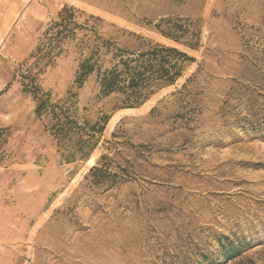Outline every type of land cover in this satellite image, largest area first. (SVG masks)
I'll use <instances>...</instances> for the list:
<instances>
[{
  "label": "rangeland",
  "instance_id": "rangeland-1",
  "mask_svg": "<svg viewBox=\"0 0 264 264\" xmlns=\"http://www.w3.org/2000/svg\"><path fill=\"white\" fill-rule=\"evenodd\" d=\"M65 6L194 61L114 109L93 77L76 86L82 31L44 57ZM167 19L198 46L156 33ZM24 76L111 115L92 163L62 160ZM0 264H264V0H0Z\"/></svg>",
  "mask_w": 264,
  "mask_h": 264
},
{
  "label": "trees",
  "instance_id": "trees-1",
  "mask_svg": "<svg viewBox=\"0 0 264 264\" xmlns=\"http://www.w3.org/2000/svg\"><path fill=\"white\" fill-rule=\"evenodd\" d=\"M76 8L65 6L59 19L52 23L49 33L55 30L48 42L44 57L52 58L54 48H60L66 39H77L80 54L76 86L81 88L93 77L98 97L116 96L114 109H132L144 105L157 92L174 86L183 76L186 66L194 59L176 45L157 41L149 36L122 29V34L108 36L100 32L104 19L88 15L82 24L76 21ZM116 27V25H112ZM164 39L190 48L198 46V37L188 28L162 20L155 29ZM43 46L38 48L41 54ZM28 84L25 91L36 103V116L44 121L46 131L53 137L63 161H87L97 149L111 115L79 106L78 94L69 90L65 97L53 100L37 83V78L24 76ZM186 87V83L182 88ZM175 94V93H174ZM115 137V134L113 135ZM108 155L103 154L91 171H100Z\"/></svg>",
  "mask_w": 264,
  "mask_h": 264
},
{
  "label": "bare ground",
  "instance_id": "bare-ground-1",
  "mask_svg": "<svg viewBox=\"0 0 264 264\" xmlns=\"http://www.w3.org/2000/svg\"><path fill=\"white\" fill-rule=\"evenodd\" d=\"M93 162V158H91L89 161H88V163H92Z\"/></svg>",
  "mask_w": 264,
  "mask_h": 264
}]
</instances>
